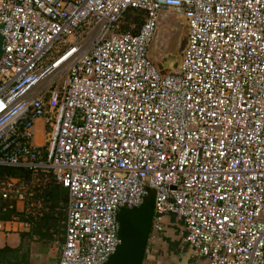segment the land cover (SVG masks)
Wrapping results in <instances>:
<instances>
[{"label":"built area","instance_id":"obj_1","mask_svg":"<svg viewBox=\"0 0 264 264\" xmlns=\"http://www.w3.org/2000/svg\"><path fill=\"white\" fill-rule=\"evenodd\" d=\"M161 13L187 25L165 74ZM0 37V232H28L56 184L57 264H106L120 209L153 193L142 264H164L168 216L184 264H264V0H0Z\"/></svg>","mask_w":264,"mask_h":264},{"label":"water","instance_id":"obj_2","mask_svg":"<svg viewBox=\"0 0 264 264\" xmlns=\"http://www.w3.org/2000/svg\"><path fill=\"white\" fill-rule=\"evenodd\" d=\"M165 15L166 13H161L160 19L162 20ZM159 24L162 25L163 22L159 21ZM169 26L171 28L169 31L170 36L168 42L164 45L163 52L160 51L162 43H160V47L156 43H153L149 49V56L152 61L160 70L164 69L167 71L178 67L182 51L187 43V25H182L177 21L171 23ZM161 72L162 74L166 73ZM148 199L152 205L149 203L142 205L146 206V208H143L144 210L139 209L126 212L125 210L130 208L124 207L120 209L118 218L121 241L106 264H142L153 214V193L148 195Z\"/></svg>","mask_w":264,"mask_h":264},{"label":"crops","instance_id":"obj_3","mask_svg":"<svg viewBox=\"0 0 264 264\" xmlns=\"http://www.w3.org/2000/svg\"><path fill=\"white\" fill-rule=\"evenodd\" d=\"M166 18L160 19V22L167 25L168 20ZM168 26V25H167ZM169 31L171 28L167 27ZM44 137V126L42 120H37L36 122V137L35 140L38 144L42 143ZM66 199V195H65ZM174 217L168 216L165 218V233L162 234L159 238H157L154 242V247L157 250V253L163 254V256H159L158 258L163 260L166 264H184L187 260V255L185 257L180 254L177 255L176 260H168V254L179 253L180 246V235H179V227L174 225ZM23 232L12 233L8 236L4 235L0 232V248L9 247V248H17L20 245V235ZM53 235V234H52ZM36 235L33 236L35 238ZM54 236L46 237L42 241L36 239L30 242V257L29 264H57L58 256H59V247L63 241V231L59 234V239L54 240ZM53 238V239H52ZM56 239V238H55ZM156 243V246H155ZM164 252V253H163ZM157 256V254H156ZM164 256L166 258H164ZM181 257L182 259H180ZM157 257H155L156 260ZM151 264H154L152 262Z\"/></svg>","mask_w":264,"mask_h":264},{"label":"trees","instance_id":"obj_4","mask_svg":"<svg viewBox=\"0 0 264 264\" xmlns=\"http://www.w3.org/2000/svg\"><path fill=\"white\" fill-rule=\"evenodd\" d=\"M143 17L144 13L142 11L131 10L127 12V23H135L136 25L133 29V32L138 30V27L142 23ZM126 27L127 26L125 25V28ZM11 173L19 174L20 171L17 169H12ZM65 195V189L56 184H52L44 189L43 198L45 201L50 202L51 208L44 214L42 218H40L38 222L35 223V225L30 228L28 232L21 233L20 245L17 248H9L7 246L0 248V264H29V244L31 241H33V236H38L39 240L48 236H52V233H50V228L57 224V222L60 220L58 218H60L61 215L64 216ZM148 203L152 205L150 200L146 199L145 204ZM8 216L9 214H5L3 218L6 219ZM48 231L49 234H47Z\"/></svg>","mask_w":264,"mask_h":264},{"label":"rangeland","instance_id":"obj_5","mask_svg":"<svg viewBox=\"0 0 264 264\" xmlns=\"http://www.w3.org/2000/svg\"><path fill=\"white\" fill-rule=\"evenodd\" d=\"M165 20H168V22H167V25H165V24H159V28H158V31H157V33H156V39H155V42L154 43H156L157 45H158V47H160V43L162 42V45H161V47H160V51H162L163 52V48H164V45L168 42V39H169V36H170V34H169V29H167V27H169L170 28V24L171 23H175V22H177V21H179L180 22V24H182V25H186V21H185V19H179V18H177L175 15H173V14H169V13H166V15H165ZM82 39H81V43L82 44H84L85 42H87L88 41V37L85 35V34H83L82 35V37H81ZM158 39V40H157ZM161 52V53H162ZM158 60H159V58H158ZM161 71H163V72H166L167 70H164V69H161ZM145 204V203H144ZM143 204V205H144ZM142 206V205H141ZM139 206V207H136V208H131V209H126L125 211L126 212H128V211H136V210H139V209H143V208H146V206ZM144 210V209H143ZM58 219H60L58 222H57V224L54 226V227H52V228H50V233H52L53 235L52 236H54L53 238H54V240H57V239H59V234L60 233H62V220H63V215H61V217L60 218H58ZM54 230V231H53ZM45 233V232H44ZM47 234H49V231L47 232ZM51 236V237H52ZM37 237V236H36ZM48 237H50V236H48ZM52 238V239H53ZM56 238V239H55ZM34 239H36V238H34ZM33 239V240H34ZM39 239V238H38ZM37 239V240H38ZM43 239H45V238H43ZM43 239H41V240H39V241H42ZM155 246H156V243H155ZM26 247V246H25ZM157 247V246H156ZM155 247V248H156ZM30 249V248H29ZM164 253V252H163ZM178 254H180L181 256H183V257H185V255H187V252L184 250V251H182V252H179V253H174V254H168V260L167 261H169V260H176V257H177V255ZM157 255H158V257L159 256H163V254L161 253V254H159V253H157ZM164 258H166L165 256H164ZM180 259H182L181 257H179ZM167 263V262H166ZM166 263H164V264H166Z\"/></svg>","mask_w":264,"mask_h":264},{"label":"flooded vegetation","instance_id":"obj_6","mask_svg":"<svg viewBox=\"0 0 264 264\" xmlns=\"http://www.w3.org/2000/svg\"><path fill=\"white\" fill-rule=\"evenodd\" d=\"M155 39H156V35H155V37H154V39H153V41H152V44L155 42ZM162 43V42H161ZM152 44H151V46H152Z\"/></svg>","mask_w":264,"mask_h":264}]
</instances>
